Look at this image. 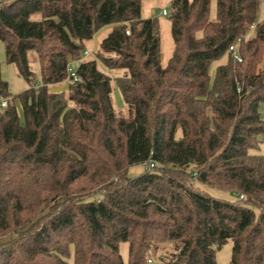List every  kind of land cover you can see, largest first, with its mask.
<instances>
[{"label":"trees","instance_id":"1","mask_svg":"<svg viewBox=\"0 0 264 264\" xmlns=\"http://www.w3.org/2000/svg\"><path fill=\"white\" fill-rule=\"evenodd\" d=\"M144 1L0 0L7 62L29 85L13 95L0 65V264H124L123 243L129 264H218L229 241L230 264H264V155L251 152L264 141L261 0H217L216 20L212 0H172L165 68ZM72 62L79 81L50 91Z\"/></svg>","mask_w":264,"mask_h":264},{"label":"rangeland","instance_id":"2","mask_svg":"<svg viewBox=\"0 0 264 264\" xmlns=\"http://www.w3.org/2000/svg\"><path fill=\"white\" fill-rule=\"evenodd\" d=\"M171 0H169L170 2ZM164 3H168L167 0H163L162 2ZM263 7H264V0H262V7H261V16L263 13ZM169 9H170V5H169ZM211 20H216L217 19V0H212V4H211ZM165 19H167V17H164ZM107 33V32H106ZM105 32H102L101 35H96L97 38V42H100V39L106 34ZM95 38V37H94ZM99 47V45H98ZM98 47L95 50V52H89L90 54L88 56H83L82 55V59H94L95 58V54L98 51ZM85 47V50H87ZM84 50V51H85ZM89 50V49H88ZM90 51V50H89ZM84 53V52H83ZM29 60L31 62V66L33 71L36 74L37 77V83L40 84L41 83V67L40 64L36 58V54L34 52H31L29 54ZM226 62V57L222 58L220 61L215 62L210 69V72L212 75H214L216 68L219 65H222ZM0 65H1V70H2V75H3V79L5 81H7L10 84V89L13 95H19L21 93H23L24 91H26L29 87L27 80H25L23 77H21L18 74V70L16 68L15 65L13 64H9L7 62V58H6V50H5V45L2 41H0ZM72 67L74 68V70H77V66L79 65L77 62H72L71 63ZM100 67L105 70L110 76L112 77H116V76H124L126 75V71H108L104 65L100 64ZM67 82V81H66ZM69 85V81L68 83H63L60 85H56V86H52L50 88V91L55 92L54 90L59 89L61 87L65 88ZM113 97H114V101L116 104V107L119 111L123 112V114L125 116H129L130 112H129V108L126 107V105L123 102L122 96L120 94V91L118 90V88H116L115 83L113 82ZM66 89V88H65ZM64 89V90H65ZM64 90H58L57 92H62ZM67 91V90H66ZM17 107H18V112L19 115L21 117V121L22 123L25 122L24 119V114H23V109L21 107L20 103H17ZM262 113L264 115V108L262 109ZM252 153L255 154H260V155H264V141L260 144L258 150H252ZM145 171V166L143 165H138V166H134L129 170V176L130 177H136L139 176L141 173H143ZM197 187H200L202 189V191H205L207 193H209L210 195L214 196V197H219V198H224V199H228V200H234L235 196L227 191H222V190H218V189H213V188H209L206 186H202L200 184L197 185ZM9 238H6L2 241H7ZM170 248V246H169ZM169 248L167 250H169ZM232 250H233V242L229 241L218 253H217V262L218 264H230L231 262V257H232ZM165 253V252H164ZM121 254L124 260V264H129V245L127 243H123L121 244ZM70 264H73V258H71L69 260Z\"/></svg>","mask_w":264,"mask_h":264},{"label":"crops","instance_id":"3","mask_svg":"<svg viewBox=\"0 0 264 264\" xmlns=\"http://www.w3.org/2000/svg\"><path fill=\"white\" fill-rule=\"evenodd\" d=\"M167 1L168 3L163 4L162 3L163 0H147V1H144L142 5V17L144 19L156 17L159 20L160 33H161L162 66L164 68L167 67L169 60L171 59L173 52H174V40H173L172 33H171L170 17L169 15L164 16L162 14L164 9H166L168 13H170L169 5L172 0L170 2L169 0ZM261 3H262V0H261ZM164 17H167V19H165ZM111 28L112 26L104 28L102 31L99 32L98 35H101L102 32H105V33L108 32ZM97 36H95L93 40L85 42V47H88L86 48L87 50L85 51L90 50L89 52H95V50L97 49L99 45V43L97 42V38H98ZM65 83H68V81ZM65 88L61 87L57 90L55 89L54 91L57 92L58 90L61 91L64 89H65L64 91H66L69 89V85Z\"/></svg>","mask_w":264,"mask_h":264},{"label":"built area","instance_id":"4","mask_svg":"<svg viewBox=\"0 0 264 264\" xmlns=\"http://www.w3.org/2000/svg\"><path fill=\"white\" fill-rule=\"evenodd\" d=\"M162 14L164 16H168L169 15V13H168V11L166 9L163 10ZM253 28L254 27H252V29ZM241 40H242V38H238L237 39V43L230 47V52L233 54V58L236 61H238V62H242V58H241V56H240V54L238 52V48H239V44L241 43ZM83 54L86 57L90 53H89V51H84ZM67 72H68V81L69 82H73L74 83V82L79 81V76H78L76 70H74V68L72 67L71 64L69 65ZM7 106H8V100H0V108L5 109V108H7ZM150 168L151 169L154 168V164H151ZM241 198H243V197H241ZM147 264H153V261L149 260Z\"/></svg>","mask_w":264,"mask_h":264}]
</instances>
